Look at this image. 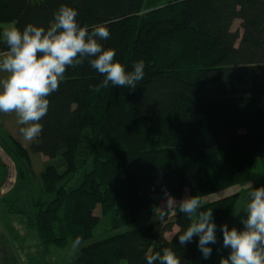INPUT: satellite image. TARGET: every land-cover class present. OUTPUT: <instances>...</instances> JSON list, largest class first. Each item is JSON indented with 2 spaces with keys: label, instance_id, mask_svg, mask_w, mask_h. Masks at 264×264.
Masks as SVG:
<instances>
[{
  "label": "trees",
  "instance_id": "1",
  "mask_svg": "<svg viewBox=\"0 0 264 264\" xmlns=\"http://www.w3.org/2000/svg\"><path fill=\"white\" fill-rule=\"evenodd\" d=\"M146 1L0 0V52L7 50L3 25L47 29L63 4L78 10L81 26L107 22L111 35L101 43L126 71L145 64L134 90L102 87L104 77L87 61L68 67L29 149L0 132L29 186L30 154L51 160L40 196L30 194L47 247L92 240L107 216L113 230L135 224L156 211L165 189L176 200L186 190L203 199L245 184L264 160V0H170L151 9ZM240 194L200 210H213L219 230ZM190 223L177 212L91 242L67 264H146L164 248L192 264L199 238L184 246L178 239Z\"/></svg>",
  "mask_w": 264,
  "mask_h": 264
},
{
  "label": "clouds",
  "instance_id": "2",
  "mask_svg": "<svg viewBox=\"0 0 264 264\" xmlns=\"http://www.w3.org/2000/svg\"><path fill=\"white\" fill-rule=\"evenodd\" d=\"M79 12L61 5L54 13V22L45 29L28 23L21 31L12 27L4 32L7 50L0 52V114H12L21 125L19 133L26 141H35L42 133V118L50 107L48 97L59 90L68 67L83 65L85 61L101 74L102 87L109 84L135 89L145 75L143 60L136 62L131 71L114 60L115 49L103 47L101 41L110 38L107 22L81 26L77 21ZM246 218L241 220L242 229L219 226L223 235L222 247L229 249L219 264H264V186L248 193ZM161 216L168 211L186 216L190 225L178 233L181 246L198 237L197 247L204 259L212 255L217 243V225L213 210H200L201 201L196 195L186 194L177 201L164 190ZM82 244L76 237L73 248ZM181 264L180 258L171 248L163 254L146 256V264Z\"/></svg>",
  "mask_w": 264,
  "mask_h": 264
},
{
  "label": "rangeland",
  "instance_id": "3",
  "mask_svg": "<svg viewBox=\"0 0 264 264\" xmlns=\"http://www.w3.org/2000/svg\"><path fill=\"white\" fill-rule=\"evenodd\" d=\"M3 27L4 32H6L13 27V24H5ZM233 28L234 30L240 29L239 20L234 23ZM37 155H39L41 159L45 158L47 161H51L48 157L42 154ZM33 163L34 165L37 164L36 161H33ZM17 174V165L15 164L13 157L4 148L0 141V214H6V216L0 219V227L3 230L10 231L9 233H15V240L20 243L21 248L24 250V253L20 252V256L22 258L26 256L28 261L32 264H40L41 262L43 264H67L71 259V254L79 252L83 246H86L91 242L102 240L111 235L137 228L153 220L171 219L175 213L173 211H168L165 216H161L162 209L160 207L164 203L163 198L154 213L144 216L141 221L135 224L113 230L111 229L110 217L107 216L101 220L96 228L94 238L82 243L78 248H73L74 241L70 240L65 248L50 246L46 250L45 246L41 243L38 227L35 223L33 201L30 196L32 193H34L35 197L40 196L42 187L40 178L41 174H35L34 177L31 178L30 186L26 181L21 180L20 177L18 178ZM254 175L255 177L247 183L231 187L223 192L211 195L204 200H216L235 193L236 191L247 189L250 185L264 181L263 159L257 161L254 168ZM168 237H171V233L168 234Z\"/></svg>",
  "mask_w": 264,
  "mask_h": 264
},
{
  "label": "crops",
  "instance_id": "4",
  "mask_svg": "<svg viewBox=\"0 0 264 264\" xmlns=\"http://www.w3.org/2000/svg\"><path fill=\"white\" fill-rule=\"evenodd\" d=\"M168 1H170V0H147L146 1V7L148 9H151L154 7L164 5ZM3 75H5V74L0 73V76H3ZM20 127H21V125L17 124V117L14 113L7 114V115L0 114V132L11 136L15 141H17L24 148L29 149L32 141L29 142V141L24 140L22 135H20V133H19ZM30 157H31V163H32L34 175L35 174L39 175V173L41 174L43 172L45 166L49 163V161H47V159H45V158L41 159V157L39 155L33 154V153L30 154ZM37 158H40V159H37ZM33 161H36L37 164L34 165ZM34 166L36 167L37 170L35 169ZM253 185H250L247 189L235 192V193L240 192L241 194H240V197H239L234 209L232 210L231 214L229 215V217L225 223L229 226V228H232V227H236L238 229L243 228V224H242L241 220L246 218V206L249 202L248 193L250 191H252L251 187ZM225 190H223V191H225ZM223 191H221V192H223ZM218 193H220V192H218ZM186 194L189 195L188 190L185 191L184 196ZM215 194H217V193H215ZM232 194H234V193H232ZM212 195H214V194H212ZM206 198L200 199L201 204L213 201V200H204ZM177 201H179V200H177ZM9 213H11V212H9ZM176 213L177 212H175L174 215ZM4 216H6L5 213L0 214V219H2ZM177 230H178V227L175 226L174 232H176ZM9 232L6 230H3L0 227V264H32L30 261H28V258H26V256H24V258H22L20 256V252L24 253L23 252L24 250L21 248L20 243L15 240V233H13V232L9 233ZM173 233H171V237H172ZM216 235H217V243L214 245H210V247H212V249H213L211 257L209 259H204L202 257L201 252L198 250L196 257H195L192 264H219L221 257L222 256L226 257L228 255L229 249H225L222 247V243H223L222 232L220 230H217ZM39 236H40V234H39ZM167 236H168V234H167ZM40 239H41V243L45 246V248L47 250L48 247L43 243L41 236H40ZM21 255H24V254H21ZM40 264H43V263L41 262Z\"/></svg>",
  "mask_w": 264,
  "mask_h": 264
}]
</instances>
